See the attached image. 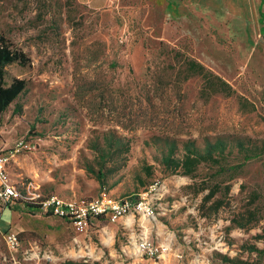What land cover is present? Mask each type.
Here are the masks:
<instances>
[{"label":"rangeland","instance_id":"1","mask_svg":"<svg viewBox=\"0 0 264 264\" xmlns=\"http://www.w3.org/2000/svg\"><path fill=\"white\" fill-rule=\"evenodd\" d=\"M225 2L0 0V39L31 61L5 67V86L20 79L27 88L0 117V149L28 145L9 169L23 194L13 210L29 228L20 250L30 259L17 264H264L261 0ZM189 60L234 93H212ZM112 130L131 150L103 187L87 165L96 167L92 145ZM154 137L200 150L209 142L215 162L168 175ZM104 193L110 206L147 210L93 219L77 234L38 206ZM6 254L1 247L0 264Z\"/></svg>","mask_w":264,"mask_h":264},{"label":"trees","instance_id":"2","mask_svg":"<svg viewBox=\"0 0 264 264\" xmlns=\"http://www.w3.org/2000/svg\"><path fill=\"white\" fill-rule=\"evenodd\" d=\"M263 6L264 0H261L259 7L261 30H264ZM30 62V59L22 50L16 48L9 41L3 38L0 39V117L27 88V82L20 79H14L9 86H5V67L12 64L27 66ZM187 66L188 72L193 73L192 76L208 75L211 78L212 93L225 95H232L234 93L233 89L222 78L211 73L201 64L189 60ZM153 139L159 142L163 141L160 151L162 153V164L168 175L181 174L189 176L195 173L197 168L203 163L215 162L213 147L209 142H207L205 150H200L193 141L178 142L176 139L170 137H166L165 139L154 137ZM167 145L169 148L166 149L165 146ZM179 146L183 147V153L178 159H174L173 154L176 153V150H179ZM91 149L96 154V167L87 165V171L95 176L100 185L105 187L108 175L119 172L126 167L131 150L130 141L112 130L105 133L102 140L98 139ZM20 237L21 235H19Z\"/></svg>","mask_w":264,"mask_h":264},{"label":"built area","instance_id":"3","mask_svg":"<svg viewBox=\"0 0 264 264\" xmlns=\"http://www.w3.org/2000/svg\"><path fill=\"white\" fill-rule=\"evenodd\" d=\"M25 149H28V145L23 140L19 141L14 149H0V205L2 207L10 208L23 204V194L18 189V183L11 179L9 169L16 156ZM106 197L107 195L104 193L102 199L66 202L58 196H51L42 200L38 205L41 209L50 212L51 215L71 221L77 234L87 233L93 219L108 216L113 223H116L133 211L138 212L137 209L147 210L143 209V203L134 207L129 202L110 206ZM3 240L7 254L2 257V261L6 264H17L16 255L22 247L19 234L8 231L3 234ZM142 247L153 252L152 245L148 243ZM29 255L24 253V259H30Z\"/></svg>","mask_w":264,"mask_h":264},{"label":"crops","instance_id":"4","mask_svg":"<svg viewBox=\"0 0 264 264\" xmlns=\"http://www.w3.org/2000/svg\"><path fill=\"white\" fill-rule=\"evenodd\" d=\"M247 1V0H244ZM218 3H224L225 7H228V4H226L225 0H217ZM234 2L237 4V2H239V6L242 7V0H231V3ZM1 143H0V147H1ZM17 206V205H16ZM14 207H10V208H5L2 207L0 205V250L1 247L5 246V242L3 240V234L11 231L15 234H24L26 232H28L29 228H28V224L26 222V220H24L21 216V214L19 212L14 211L13 209ZM3 241V244H2ZM23 247V244H22ZM21 247V248H22ZM24 250V249H23ZM25 251H21L16 255V260L18 261L17 263H21L23 258H24V253ZM2 264H6L4 261H2ZM11 264V263H10Z\"/></svg>","mask_w":264,"mask_h":264}]
</instances>
